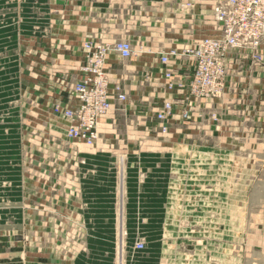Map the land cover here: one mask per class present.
<instances>
[{
    "label": "rangeland",
    "instance_id": "obj_1",
    "mask_svg": "<svg viewBox=\"0 0 264 264\" xmlns=\"http://www.w3.org/2000/svg\"><path fill=\"white\" fill-rule=\"evenodd\" d=\"M46 8L48 4L42 10L25 0H0V262L9 259L0 264H55L56 254L63 262L75 255L85 262L90 249L103 251L93 237L114 236L118 242V229H87L84 223L93 196L87 160H127L126 228L120 229L115 250L123 256L120 264H264V102L247 109L239 100L230 101L235 113L222 128L192 132L183 112L199 116L200 107L215 99L188 94L195 61L181 54L192 46L172 49L162 54L170 57L168 63L159 59L163 67L180 56L194 62L185 78L165 73L169 87L176 85L186 96L176 119L185 132L172 133L176 101L161 99L152 117L134 122L133 115L122 116L114 141L107 138L114 142L108 147L107 122L101 120L112 110L111 101V110L99 122V140L85 146L68 137L64 116V109L77 103L71 104L76 99V54L67 46L65 52H54ZM98 42L103 41H88L84 49ZM239 52L261 63L248 50L232 51L227 82L229 61ZM117 86L125 100L118 98ZM111 91V99L128 100L123 84L111 83ZM168 102L171 112L160 117ZM200 116L194 122L198 126L217 121L213 114Z\"/></svg>",
    "mask_w": 264,
    "mask_h": 264
},
{
    "label": "crops",
    "instance_id": "obj_2",
    "mask_svg": "<svg viewBox=\"0 0 264 264\" xmlns=\"http://www.w3.org/2000/svg\"><path fill=\"white\" fill-rule=\"evenodd\" d=\"M220 1L222 0H25V3L42 5V10L43 6L48 4L49 8H46L45 13H47L46 21L52 24L49 35L55 40L54 52H65L67 46L71 53L76 54L73 69H76L74 71L77 74V81L82 76L81 67L86 58L84 49L86 42L94 40L111 43L126 40L133 45L132 58L122 59L116 53H110L106 67L111 83L123 84L128 93V100L124 102H118L113 97L112 110L105 119L101 120L102 123L107 122L103 126L105 138L113 137L114 141L112 134H115L116 124L122 116L129 118L133 115L131 120L134 122L141 121L143 117H152L165 100L176 101L174 117L169 122L172 133L185 132L176 121L181 117L180 103L185 96L184 92L181 94L182 91L178 90L176 85L173 89L170 88V80L165 77V73L174 72L177 77L185 78V74L192 73L194 62L192 59L180 56L163 67L159 59L163 53H168L172 49L181 51L205 38L218 36L213 21V7ZM260 52L264 55V40ZM229 64L226 95L223 99H215L205 104L207 108L203 104L199 109L203 116L213 114L217 121L209 120L199 123L198 126V123L194 122L198 121L200 115L198 116L197 112L191 114V118L184 121L192 132L199 129V134L212 133L207 129L222 128V124L227 123L224 119L235 113L228 107L230 101L239 100L246 104L247 109L248 106L264 102V61L254 64L248 52H239L232 56ZM147 79L149 83L146 82ZM166 84L167 87L164 89L163 86L165 87ZM76 101L73 96L71 104ZM221 103H225V108ZM126 125L128 128L131 127ZM104 134L102 133L103 136ZM112 144L114 142L107 139L104 145L110 147ZM126 161L87 160L86 162L93 196L90 203H87V214L90 215L84 223L87 229H118V242L114 236L93 237L98 239V245H103V251L97 250L96 253V249H90V252L85 254V262L77 260V255L67 257L63 262L62 259L61 261L57 259L56 254L55 264H120L123 261L120 250L118 254L115 250L116 245L120 244V229L126 228L127 208L124 198L127 192L123 185L126 179L124 175ZM113 245L115 249L113 247L111 252ZM97 257L99 258L96 259ZM133 258L129 260L134 262ZM4 260L7 263L9 261L8 258Z\"/></svg>",
    "mask_w": 264,
    "mask_h": 264
},
{
    "label": "built area",
    "instance_id": "obj_3",
    "mask_svg": "<svg viewBox=\"0 0 264 264\" xmlns=\"http://www.w3.org/2000/svg\"><path fill=\"white\" fill-rule=\"evenodd\" d=\"M213 17L219 35L205 38L181 54L195 61V71L186 88L197 100L222 97L227 86V61L232 51L248 50L253 60L263 61L259 49L264 40V0H222L214 5ZM85 49L87 61L74 87L77 103L65 108L64 116L69 120L68 137L93 146L99 140V122L111 110V82L106 69L110 53L130 59L134 56V48L129 41L118 40L87 43ZM169 58L163 55L162 62L168 63ZM116 89L118 98L125 100L127 97L121 86ZM171 110L172 104L168 102L160 117ZM182 118L189 120L191 112L185 110ZM137 246L141 248L143 243Z\"/></svg>",
    "mask_w": 264,
    "mask_h": 264
},
{
    "label": "bare ground",
    "instance_id": "obj_4",
    "mask_svg": "<svg viewBox=\"0 0 264 264\" xmlns=\"http://www.w3.org/2000/svg\"><path fill=\"white\" fill-rule=\"evenodd\" d=\"M86 146V145H85Z\"/></svg>",
    "mask_w": 264,
    "mask_h": 264
}]
</instances>
